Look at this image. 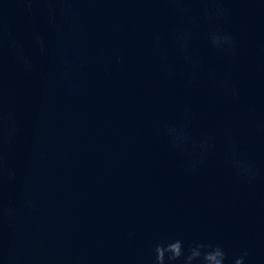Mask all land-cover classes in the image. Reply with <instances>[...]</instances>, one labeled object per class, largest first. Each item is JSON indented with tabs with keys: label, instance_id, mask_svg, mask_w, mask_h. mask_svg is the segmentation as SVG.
Instances as JSON below:
<instances>
[{
	"label": "water",
	"instance_id": "95a60500",
	"mask_svg": "<svg viewBox=\"0 0 264 264\" xmlns=\"http://www.w3.org/2000/svg\"><path fill=\"white\" fill-rule=\"evenodd\" d=\"M223 7L226 17L194 29L202 68L193 72L172 40L190 25L168 0H72L67 24L57 13L59 33L17 0H0L34 66L25 73L8 53L0 80V105L17 123L3 144L14 171L3 203L16 217L0 220V264H149L166 238L220 243L230 259L247 251L245 264H264V0ZM210 28L233 36L234 53L208 45ZM64 57L73 87L61 76ZM185 108L192 140L216 137L196 172L164 132ZM225 132L254 163V182L231 167Z\"/></svg>",
	"mask_w": 264,
	"mask_h": 264
},
{
	"label": "clouds",
	"instance_id": "9594fccd",
	"mask_svg": "<svg viewBox=\"0 0 264 264\" xmlns=\"http://www.w3.org/2000/svg\"><path fill=\"white\" fill-rule=\"evenodd\" d=\"M23 4L24 10L31 16L33 12H38L46 17L48 24L58 33L62 30V24L57 20L59 12L63 24L69 21L71 12L70 4L72 0H17ZM224 0H168L175 10L182 15L188 28H181L173 32L172 40L183 56L184 63L193 71H199L202 68L200 58L195 55L191 48V42L194 39V29H196L201 20L214 24L218 18L226 17L228 9L223 7ZM192 3H200L203 7L200 14H193L190 6ZM34 6H36L34 8ZM4 11L0 8V80L3 77L4 61L6 54L10 53L16 64L25 73H32L34 66L31 57L25 50L24 44L13 37L7 30L3 22ZM208 45L217 53L231 54L236 49V41L233 36L218 28H210L206 33ZM32 46L41 55L46 53L48 44L38 31L32 32ZM156 47L160 49L159 37H156ZM163 57L164 50L160 49ZM119 60V57H117ZM63 69L61 76L69 87H73V68L71 61L63 58ZM171 70H169L170 72ZM226 90L231 95H237L234 88L227 87ZM191 112L190 109H184L183 120L177 125H168L164 132L170 145L187 155L185 164L186 171L196 172L198 168L204 166L207 162L209 153L216 146V137L214 135H204L198 140H192L190 137ZM17 123L11 115L4 112L0 105V220L7 217L13 220L16 217V209L5 207L3 203V181L5 178L12 179L14 171L10 167H5L3 156V144L10 143L16 135ZM225 142L227 144L226 158L231 167L244 180L252 183L256 180V168L252 160L242 151L232 136L225 132ZM32 201L26 200L25 207L31 208ZM248 256L247 251L240 255L229 258L224 246L220 243H210L206 241H192L185 243L182 239H160L153 243L150 249L149 264H245Z\"/></svg>",
	"mask_w": 264,
	"mask_h": 264
}]
</instances>
